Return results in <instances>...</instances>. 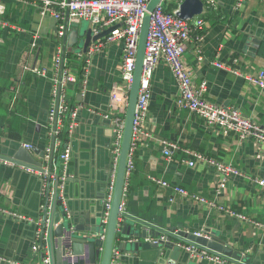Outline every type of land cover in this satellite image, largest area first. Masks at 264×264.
Here are the masks:
<instances>
[{
	"label": "crops",
	"instance_id": "crops-1",
	"mask_svg": "<svg viewBox=\"0 0 264 264\" xmlns=\"http://www.w3.org/2000/svg\"><path fill=\"white\" fill-rule=\"evenodd\" d=\"M2 2L5 11L0 14V142H10L16 148L31 144L33 148L27 149L35 160L43 162L45 167L52 165L53 172L59 167L66 140L60 136L54 141L51 132L54 127L48 117L55 58L63 50L71 79L66 88L69 109L61 132L69 130L71 110L78 114L70 135L69 168L75 178L67 189L68 202L71 207L85 205L93 211V202L101 201L104 209L113 141V123L108 116L110 95L121 82L123 44L109 43L88 56L84 51L73 52L77 46L66 44L65 47L64 36L72 29L81 33L92 28L91 22L72 23L60 37L57 19L41 15L30 1ZM199 16L205 21L204 39L199 43L189 41L183 54V62L194 82H206L207 100L236 107L264 127V88L253 86L245 79V75H256L264 69V0H218L216 7L204 8ZM106 29H99V33ZM92 33L96 35L94 29ZM197 49L201 50L203 60H199ZM72 53L74 57L69 58ZM213 60L242 75L213 65ZM178 91L170 69L159 63L151 80L144 135L135 147L127 213L161 230V237L179 231H203L212 237L216 232L229 247L226 250L250 257L249 264H264V187L254 181L264 178V143L253 138L241 139L237 134H226L216 126L207 125L198 114L177 105ZM166 142L179 145L170 156L164 152ZM52 148L51 164L45 157ZM189 150L230 163L241 173L223 181L215 165L197 159ZM151 176L214 201L216 206L179 194L172 186H161ZM41 179L34 172L0 161V207L36 221L43 199ZM227 209L246 219L232 216ZM34 231L33 221L0 213V256L6 258L0 264L13 261L41 264L40 251L32 250ZM136 241L141 240L135 236L117 237L116 247L120 243L126 245V249H118L123 264H216L197 255L188 259L183 247L184 252L176 260H171L168 253L163 262L157 249L131 251L129 243Z\"/></svg>",
	"mask_w": 264,
	"mask_h": 264
},
{
	"label": "built area",
	"instance_id": "built-area-1",
	"mask_svg": "<svg viewBox=\"0 0 264 264\" xmlns=\"http://www.w3.org/2000/svg\"><path fill=\"white\" fill-rule=\"evenodd\" d=\"M29 2L36 7L40 14L52 15L58 21V34L62 37L67 27L72 23H80L81 21H89L93 24L95 34L99 33V29L115 27L109 34L103 38L92 42L86 55H92L102 50L107 44L121 41L123 44L122 65H121V82L110 95L111 98V117L113 123V141L111 146V165L107 181V191L104 197V209L102 215V232L96 233L97 237L104 242L106 239L107 225L112 207V201L115 192L119 157L122 148V140L126 123V112L130 99V90L134 80V71L136 68L138 42L140 31L143 23V18L148 12V6L152 0H20ZM183 0H159L153 11L151 12V20L149 33L146 41V50L143 61V72L140 84L138 100L135 108V117L133 123L132 142L127 159L126 177L123 185V196L119 207V219H123V214L126 210V197L129 191L130 176L135 169L134 152L139 138L144 135L143 125L149 110L151 97V80L155 67L159 63H164L173 74V77L178 86V96L176 103L179 107L188 109L200 117H202L207 125L216 126L224 133L237 134L241 139L253 138L259 143H264V127L253 119L245 116L238 108L230 106L225 107L207 100L204 96L206 90V82L196 84L193 80L192 73L183 62V54L186 51L189 41L192 39L197 43L204 39V24L205 21L200 16H195L192 19H183L177 15L179 5ZM204 8L216 7L218 0H201ZM242 0H239V2ZM169 3H177V8L173 12H166V5ZM5 11V4L0 0V14ZM34 45V44H33ZM199 60H203V55L200 49H197ZM82 54V53H79ZM68 58L63 50H59L55 58V73L52 80V103L49 109L48 122L54 128L52 129L54 141L58 140L61 134L62 126H64V118L68 113L69 102L67 98L66 88L71 79L70 72L67 68ZM213 65L219 68H225L232 73L241 74L238 70L230 67H225L223 63L213 60ZM42 73V70H37ZM242 75V74H241ZM245 79L253 86L264 88V69L260 70L256 75H245ZM72 117L76 116V111L71 112ZM110 113V112H109ZM56 125V126H55ZM76 123L70 122L68 137ZM62 132H64L62 130ZM167 146L164 149L165 155L170 156L173 151L179 148L176 142H166ZM55 146V143H54ZM27 148H33L31 144H26ZM52 150L48 149L46 153V161L50 163ZM197 159L206 160L215 165L219 175L226 181L233 175H238L241 171L230 163H224L215 159L208 158L204 153L199 151H191ZM72 156L71 147L68 145L62 151L60 157V176L58 196L63 201H66L64 187L67 181L70 161ZM1 163L26 169L29 172H34L42 177L43 190L42 194L48 200L47 209L50 211L55 195L54 184L56 181V171L51 170L50 164L44 166V171L33 168H27L12 161L0 159ZM190 165H194V161H190ZM151 180L161 186H172L168 181L151 176ZM254 181L264 187V178H255ZM51 184L49 193H47L48 184ZM174 191L193 198L194 200L216 206L214 201H209L205 197L198 194L190 193L185 188L179 185L172 186ZM44 204L41 205V210L44 209ZM224 208L223 206H219ZM229 214L235 217L246 219L240 213H235L232 210H226ZM0 213L11 215L18 220L33 221L32 217L11 211L0 207ZM48 213V212H47ZM37 224L41 220H36ZM196 237H204L209 239L210 236L203 231H194ZM32 250L34 252L41 251V227L37 228L35 240ZM190 255H197L200 258H208L216 264H242L240 261H227V257L220 253L213 252L206 247H202L194 242L179 243ZM104 245L100 248L103 250ZM45 252L44 264H51L50 249L46 244L43 248ZM6 258L0 256V261ZM11 264H15L13 261ZM99 264V263H98ZM111 264H123L121 261V252L113 249Z\"/></svg>",
	"mask_w": 264,
	"mask_h": 264
},
{
	"label": "water",
	"instance_id": "water-1",
	"mask_svg": "<svg viewBox=\"0 0 264 264\" xmlns=\"http://www.w3.org/2000/svg\"><path fill=\"white\" fill-rule=\"evenodd\" d=\"M158 1L159 0H152L150 2L148 6V12H146L144 15L140 31L136 68L134 71V80L130 90V99L126 112V123L119 157L115 192L107 225L106 239L104 242H102L96 235V233L102 232L103 230L102 225L101 227L99 226L103 214V204L101 201L93 202L94 205L92 207L95 208V210L92 209L93 211L87 209L85 205L71 207L70 203L68 202L67 189L71 181L75 178L74 174L71 173L70 168L64 187L66 201H63L61 198H59V160V167L55 174V195L52 202V208L50 211H48V200L42 194V204H44L45 207L43 210L38 211V215H36V220H41V223L39 224L41 227V264H44V257L46 254L43 251V248L46 244L50 249L51 264H111L113 249H126V245L124 243H120L119 246L116 247L117 237L119 236H123L125 238L129 236L137 237L138 240L140 239L141 241L130 242L129 244L132 247L131 251H138L140 248L157 249L159 252H161V259H163V262H165V257L168 253L169 256H171V260H176L184 252V250H182L181 246L179 245V243L182 242H194L202 247L208 248L213 252L220 253L227 258L240 261L242 264H249L250 262V257L242 256L237 251L226 250V248L229 247H227L219 239V237H217L216 232H213L212 237L209 239L204 237H196L193 233H185L184 231H179L176 234L166 233L161 237V230L151 226L142 219L130 216L128 213L123 214L122 220L119 219V207L123 196V185L126 177L127 159L132 142L131 140L135 108L140 90L151 12ZM203 11L204 4L201 0H183L179 5L177 15L183 19H192L195 16L201 15ZM114 28H116V26L108 28L97 35H93V27L87 28L81 33L79 29H72L69 34L66 33L64 36L65 47L66 44L70 47L77 46V50L84 51L86 53L89 45L92 42L103 38ZM79 37H81L80 40L78 39ZM71 112H73V109ZM71 114L69 115L71 121H74L77 124L78 114H76L75 117H72ZM64 134L66 140L65 146L69 145L72 149V141L70 137L67 138L68 132L66 131ZM52 146L54 148V141ZM53 148L50 156L51 164L54 160ZM0 159L12 161L15 164L27 168H33L40 171L45 170V164L35 160L29 149L20 145L18 148H16V146L10 142H0ZM41 181L43 190V180L41 179ZM50 186L51 184L49 183L47 193H49ZM33 223L35 226L33 235L34 242L35 234L39 225L37 224V221ZM138 224H141L142 227H137ZM103 245L104 248L101 250L100 248ZM163 250L164 252H162ZM185 253L189 259L190 253L188 251H185Z\"/></svg>",
	"mask_w": 264,
	"mask_h": 264
},
{
	"label": "trees",
	"instance_id": "trees-1",
	"mask_svg": "<svg viewBox=\"0 0 264 264\" xmlns=\"http://www.w3.org/2000/svg\"><path fill=\"white\" fill-rule=\"evenodd\" d=\"M176 8H177V3H169L166 5L165 11L166 12H173L174 9H176ZM64 135H65L64 132H61L60 136L63 137ZM131 176H130V179H131ZM129 191H130V183H129ZM129 191L127 193V197H128ZM127 197H126V210H127Z\"/></svg>",
	"mask_w": 264,
	"mask_h": 264
},
{
	"label": "rangeland",
	"instance_id": "rangeland-1",
	"mask_svg": "<svg viewBox=\"0 0 264 264\" xmlns=\"http://www.w3.org/2000/svg\"><path fill=\"white\" fill-rule=\"evenodd\" d=\"M77 49H78V48L76 47V49H74L73 52L76 51ZM73 57H74V53H72L71 56H70L69 58H73Z\"/></svg>",
	"mask_w": 264,
	"mask_h": 264
}]
</instances>
